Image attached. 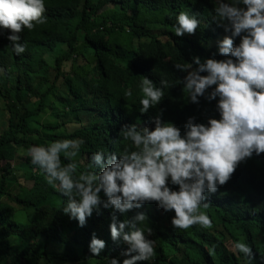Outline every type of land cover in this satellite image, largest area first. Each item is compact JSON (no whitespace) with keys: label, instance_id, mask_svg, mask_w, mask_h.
Here are the masks:
<instances>
[{"label":"trees","instance_id":"1","mask_svg":"<svg viewBox=\"0 0 264 264\" xmlns=\"http://www.w3.org/2000/svg\"><path fill=\"white\" fill-rule=\"evenodd\" d=\"M44 7V23L20 33L24 53L13 51L10 30L0 35V264H107L105 257L122 264L127 245L111 239L112 210L101 208L78 226L63 213L66 198L31 163L28 149L81 138L83 166L93 152L122 151L119 132L126 124L152 128L160 113L183 134L190 116L204 124L219 119V98L190 102L177 83L186 73L173 65L193 56L224 59L217 41L228 33L211 19L212 0H44ZM180 11L198 14L195 34L174 35ZM144 76L173 86L142 114L138 85ZM47 112L52 121L41 124ZM204 195L209 228L173 229L174 211L156 202L115 213L121 221L137 212L148 217L154 256L137 264H245L236 241L251 247L249 264H264V153L240 162L229 181ZM93 233L106 242L99 256L88 249Z\"/></svg>","mask_w":264,"mask_h":264},{"label":"clouds","instance_id":"2","mask_svg":"<svg viewBox=\"0 0 264 264\" xmlns=\"http://www.w3.org/2000/svg\"><path fill=\"white\" fill-rule=\"evenodd\" d=\"M212 2L211 19L228 33L217 41L218 53L225 58L202 60L193 56L191 62L173 66L186 73L177 83L183 85L190 102L198 104L200 97L209 102L219 98V119L210 118L204 124L190 116L183 134L174 123L162 122L160 113L152 118V128L126 124L119 132L126 142L122 151L93 152L83 166L78 159L84 144L81 138L58 139L28 149L31 163L66 198L63 213L78 226L83 227L101 208L112 210L111 239L127 245L121 252L127 257L122 264L150 262L154 240L148 238L152 229L146 225L144 212L122 221L115 213L125 214L156 202L164 212L174 211L173 229L186 230L193 225L209 228L211 220L202 211L209 207L204 193H215L218 186L229 181L240 162L264 153V0ZM44 10V0H0V35L10 30L6 38L16 55L25 52L21 31L44 23ZM175 21L176 37L195 34L201 23L198 14L191 11H180ZM237 37L239 43L234 44ZM172 86L166 79L161 78L157 85L144 76L138 85L142 93L139 112L147 113L157 106ZM105 246L106 242L93 233L89 252L99 256ZM233 247L249 264L253 259L251 247L242 241ZM105 259L107 264H121L115 257Z\"/></svg>","mask_w":264,"mask_h":264},{"label":"rangeland","instance_id":"3","mask_svg":"<svg viewBox=\"0 0 264 264\" xmlns=\"http://www.w3.org/2000/svg\"><path fill=\"white\" fill-rule=\"evenodd\" d=\"M51 112H47L42 118L39 119V122L41 124H45L46 122H51L52 121V117L50 116ZM30 175H27V178H29Z\"/></svg>","mask_w":264,"mask_h":264},{"label":"bare ground","instance_id":"4","mask_svg":"<svg viewBox=\"0 0 264 264\" xmlns=\"http://www.w3.org/2000/svg\"><path fill=\"white\" fill-rule=\"evenodd\" d=\"M133 43V42H132ZM119 44V43H118Z\"/></svg>","mask_w":264,"mask_h":264}]
</instances>
